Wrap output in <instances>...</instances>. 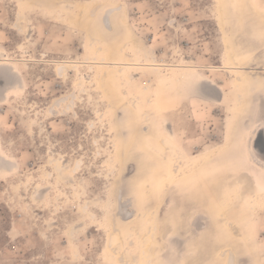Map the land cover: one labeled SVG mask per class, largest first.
I'll use <instances>...</instances> for the list:
<instances>
[{"label":"rangeland","instance_id":"obj_1","mask_svg":"<svg viewBox=\"0 0 264 264\" xmlns=\"http://www.w3.org/2000/svg\"><path fill=\"white\" fill-rule=\"evenodd\" d=\"M263 34L264 0H0V52L23 78L0 64V79L13 82L0 88V264H138L147 210L156 212L151 264H264V205L254 197L264 174L241 143L264 126ZM152 59L198 66L224 81L225 96L218 103L205 84L196 97L165 85V69L140 68L135 110L104 72L118 79L126 70L114 61ZM229 62L246 87L211 68ZM244 96L248 109L234 114ZM176 144L181 177L170 168ZM253 145L264 160V128Z\"/></svg>","mask_w":264,"mask_h":264},{"label":"bare ground","instance_id":"obj_2","mask_svg":"<svg viewBox=\"0 0 264 264\" xmlns=\"http://www.w3.org/2000/svg\"><path fill=\"white\" fill-rule=\"evenodd\" d=\"M84 15V14H83ZM126 22V21H125ZM127 25V23H125ZM128 28V27H127ZM246 31V29H245ZM251 34V33H250ZM253 35V34H252ZM264 35V34H263ZM131 36V35H129ZM102 38V37H101ZM98 41V40H97ZM99 42V41H98ZM105 47V46H104ZM231 51V50H230ZM2 53V52H0ZM125 53V52H124ZM127 53V51H126ZM125 53V54H126ZM232 53V52H231ZM230 53V54H231ZM229 54V55H230ZM2 57L0 58V64H4V65H8L10 66L11 70L16 73V75L18 76L19 80H20V83L23 82V78H22V74L20 72V69H18L16 67V65H14L13 63H10L8 62V58L5 56V52L2 53L1 55ZM129 56V55H127ZM231 56V55H230ZM11 58V57H10ZM13 60V59H11ZM22 60H26V58H22ZM232 60V59H231ZM235 60V58H234ZM21 61V60H20ZM103 61V60H102ZM102 61H98V60H94V61H91L90 63L94 64H99V65H102L103 62ZM105 61V60H104ZM14 62V61H13ZM16 62V61H15ZM66 62V61H65ZM183 62V61H182ZM236 62V61H235ZM238 62V61H237ZM69 63H72V66H75L76 67V70L77 72H79V68H78V63L77 61H74V62H69ZM95 64V65H96ZM109 64H112V63H109ZM114 64V67L117 68L118 71H123V69H125V73L122 75H119L118 76V79L117 77H113V75H110L109 72L105 71L104 72V77H105V80L107 81H118V88H119V92L122 94L123 97H126L127 99H129V101L131 102V105L132 107L135 109V110H138V105H140L141 103L131 95V92H130V87L132 86V83H133V74H141V71L139 70L140 68H153V69H158L159 71L163 72L162 71L163 69H165V71H167L166 73L163 74V78L161 80L164 79L165 81V85L167 86H173L174 88H181V86H184V88L186 90H190L192 91V93H194V95L196 97H203L205 96L204 94V89L203 87L205 86V84H209V85H212L214 86L218 93L220 94V97L218 98L217 102L218 103H221V100L223 99V95L225 96V90H224V87L222 85L219 84V81L220 82H224L222 79H219V80H214L212 78H210L208 75L202 73L199 69L198 66H195V65H192V64H170V63H167V62H156L155 60H151V61H148V62H141L140 61H114L113 62ZM238 64V63H237ZM106 65V64H105ZM96 67V66H95ZM65 68V67H64ZM212 69H224V70H231L233 72V75L236 77V85L239 86L240 88H244L246 87V79H247V76L245 77L244 73H243V68L239 65H236L234 62H229V65H226L224 67H221V66H211ZM56 69L59 71V70H62L63 71V67L62 65L60 64H57L56 65ZM107 69V68H106ZM65 70V69H64ZM96 70V69H95ZM109 70H111L109 68ZM101 71V70H100ZM114 71V70H113ZM98 72V71H97ZM119 72V73H120ZM115 73V72H114ZM78 74V73H77ZM95 74V73H94ZM102 74V73H101ZM79 75H81V72L79 73ZM97 75V74H96ZM88 76V75H87ZM87 76H80L79 79H78V84H81L83 82H87L88 80H91V79H88ZM124 76V77H122ZM96 77V76H95ZM103 77V76H102ZM100 78V77H99ZM98 79V78H97ZM102 79V78H101ZM160 81V79H159ZM8 83V82H7ZM7 83H4L3 80L0 79V88L3 89V84H7ZM13 82H10V85L12 84ZM9 84H7L8 86ZM9 85V86H10ZM101 86H102V83H101ZM117 87V86H116ZM21 88V84H18L16 86H13V87H9L5 90V94L4 96L7 95V93L9 91H12L15 89H20ZM99 88V87H98ZM104 90V89H103ZM180 90V89H179ZM18 91V90H17ZM16 91V92H17ZM141 91H149L148 90V86L145 84L142 86L141 88ZM206 91V90H205ZM118 92V91H117ZM139 92V91H138ZM183 92V91H182ZM187 92V91H186ZM246 92V91H245ZM105 93H106V90H105ZM227 93V92H226ZM182 94V93H181ZM232 94V93H231ZM239 94V93H238ZM237 95V94H236ZM105 96V95H104ZM135 96V95H134ZM215 96V95H214ZM106 97V96H105ZM142 97V96H141ZM148 97V96H147ZM216 97V96H215ZM228 97V95H227ZM231 97V96H229ZM239 97V96H238ZM241 97V96H240ZM235 98V97H234ZM107 99V98H106ZM123 99V98H122ZM143 99V98H142ZM109 100V99H108ZM223 102V101H222ZM233 102V101H232ZM123 103V102H122ZM229 103V102H228ZM237 103V102H236ZM107 104V103H106ZM234 104V103H233ZM125 105V104H124ZM123 105V106H124ZM143 106V105H142ZM248 106H249V98L248 96H244L243 98H239L238 100V103L235 105V108L236 110L238 111L237 113H234V114H240L241 113H244L247 109H248ZM233 108V107H232ZM144 110V109H143ZM234 110V109H233ZM108 112V111H107ZM145 112V111H144ZM111 114V113H110ZM109 115V114H108ZM117 116V115H116ZM141 116V115H140ZM139 116V117H140ZM149 116V115H148ZM234 116V115H233ZM109 117V116H108ZM142 117V116H141ZM149 118V117H148ZM151 118V117H150ZM240 118L239 115L234 117L233 120L230 122V125H229V137H233L234 134L236 133V130L238 128V122H237V119ZM146 119V118H145ZM145 121V120H144ZM149 121V120H148ZM113 122V121H112ZM260 123H256L254 125H252L251 127H249L248 129H246V133L244 134V136L242 137V145L244 147V150H245V155H246V158L248 159L249 162H251L252 164H254V166H256L263 174H264V161L259 159L253 152L252 148H251V140L253 139L254 137V134L257 132V133H260ZM113 125V124H112ZM115 125V123H114ZM161 125V124H160ZM150 127V126H149ZM227 130V129H226ZM121 133V132H120ZM162 136V135H160ZM148 138V137H147ZM175 138V137H174ZM116 139V138H115ZM149 139V138H148ZM147 139V140H148ZM160 139V137H159ZM166 140V139H165ZM173 140V139H172ZM231 140V139H230ZM121 142V140H119ZM153 141V139H152ZM167 141V140H166ZM163 142V141H162ZM171 142V141H170ZM154 143V142H153ZM157 143V142H156ZM165 143V141H164ZM167 143V142H166ZM176 143H179V142H176ZM168 144V143H167ZM120 146V144H119ZM160 146V145H158ZM171 146V145H170ZM164 147V146H163ZM121 148V146H120ZM153 148V146H152ZM151 148V149H152ZM167 148V147H166ZM183 148V147H182ZM181 147H179L177 144L176 145H172L171 146V152H172V158H170V168H171V172L172 174L176 175V176H182L185 172L188 171L187 169V162H186V157H185V154L183 153V149ZM154 149V148H153ZM156 149V148H155ZM161 150V149H160ZM162 151V150H161ZM160 151V153H161ZM159 152V151H158ZM157 152V153H158ZM165 154V153H164ZM205 154V153H204ZM163 155V154H161ZM188 155V154H187ZM206 156V155H205ZM209 156V155H208ZM205 158V157H204ZM246 159V160H247ZM194 160V159H193ZM198 160V159H197ZM190 161V160H189ZM194 163V162H193ZM192 163V164H193ZM198 163V162H197ZM202 164V163H201ZM229 164V163H227ZM213 165V164H212ZM190 166V165H189ZM199 165L198 164H194V168L196 169ZM225 166V164H224ZM193 169V168H192ZM2 172V169L0 170V173ZM252 173V172H251ZM246 174V173H245ZM247 175V174H246ZM170 176V175H169ZM249 177V176H248ZM173 178V177H172ZM171 178V179H172ZM235 178V177H234ZM238 178V177H237ZM240 178V177H239ZM251 178H254L253 176ZM175 179V178H174ZM228 179V178H227ZM226 179V180H227ZM219 180V179H218ZM223 180V179H222ZM238 180V179H237ZM256 180V179H255ZM232 181V180H231ZM241 181V180H240ZM261 181V180H260ZM228 182V181H227ZM237 182V181H236ZM254 182V180H253ZM168 183V182H167ZM222 183V182H221ZM234 183V182H233ZM245 183V181H244ZM252 183V182H251ZM166 184V183H165ZM243 183H236V189H237V192L239 193L242 188H243ZM256 184V183H254ZM258 184V183H257ZM230 185V184H229ZM259 185V184H258ZM257 185V186H258ZM249 186V184H248ZM256 186V185H255ZM149 187V186H148ZM161 187V186H160ZM167 187V186H166ZM165 187V188H166ZM233 187V186H232ZM262 187V186H261ZM226 188V186H225ZM251 189H254V188H251ZM250 189V190H251ZM257 189V188H256ZM258 189H261V188H258ZM147 192V191H146ZM145 192V193H146ZM164 192V188L160 189L159 190V196H161ZM222 192V191H221ZM255 192V191H254ZM227 193V192H226ZM230 194V193H228ZM235 194V193H233ZM237 196V195H236ZM235 196V197H236ZM253 197V196H252ZM254 197L255 199L257 200V202L261 203L264 205V190H257L255 193H254ZM232 198V197H230ZM233 199V198H232ZM253 209V207H252ZM149 216V218L152 220V223L149 225V227L146 229L147 230V235H148V239L145 240L142 238H140V241H139V244H136V246H139L140 247V252H141V257L142 259L139 261L138 264H151L152 262V252L150 251V246H151V243L153 242V239H154V236H155V217H156V212H152V211H148L147 212ZM145 213V214H146ZM144 214V215H145ZM146 218V217H145ZM148 218V219H149ZM149 219V220H150ZM226 220V219H225ZM230 222V220H229ZM108 223V222H107ZM232 223V222H231ZM102 224V223H101ZM229 224V223H228ZM236 224V223H235ZM235 224L232 225L235 227ZM227 225V224H226ZM238 226V225H237ZM100 227L104 228V229H108V226L107 225H100ZM229 227V225H228ZM233 228V227H231ZM138 230V229H137ZM145 230V231H146ZM236 230V229H235ZM119 231V230H118ZM133 231V230H132ZM111 232V231H110ZM140 232V231H139ZM113 233V232H112ZM116 233V232H115ZM135 234V233H134ZM138 234V233H137ZM142 234V233H141ZM118 235V234H117ZM132 235V234H131ZM111 236V235H110ZM109 236V238H110ZM128 236V235H127ZM145 236V235H144ZM118 237V236H117ZM125 237V236H124ZM131 237V236H130ZM129 237V238H130ZM137 237V236H136ZM147 237V236H146ZM112 239V238H111ZM117 239V238H116ZM128 240V239H126ZM110 241V240H109ZM137 241V239H136ZM123 242V241H122ZM129 242V241H128ZM135 242V241H134ZM72 244V249H73V252L74 253H77V246L71 242ZM125 243V242H124ZM138 243V242H137ZM111 244V243H110ZM128 244V243H127ZM134 244V245H135ZM127 246V245H126ZM122 247H124L122 245ZM128 247V246H127ZM131 248H132V245H131ZM134 248V247H133ZM113 249V248H112ZM118 249V248H117ZM136 249V248H135ZM134 249V250H135ZM123 250V249H122ZM130 250V249H129ZM115 251V250H114ZM126 251V250H125ZM131 251V250H130ZM80 252V251H79ZM132 252V251H131ZM115 253V252H114ZM119 255V254H118ZM123 255V254H122ZM130 255V254H129ZM135 258V257H134ZM125 259V258H124ZM230 259V258H229ZM133 261V260H132ZM130 262V261H129ZM128 263V262H127ZM153 263V262H152Z\"/></svg>","mask_w":264,"mask_h":264},{"label":"flooded vegetation","instance_id":"obj_3","mask_svg":"<svg viewBox=\"0 0 264 264\" xmlns=\"http://www.w3.org/2000/svg\"><path fill=\"white\" fill-rule=\"evenodd\" d=\"M256 123H258V122H256ZM256 123H255V124H256ZM253 125H254V124H253ZM259 125H260V124H259ZM260 127H261V128H260V132H261V130L264 128V126L260 125ZM256 135H259V133L256 132V133L254 134V137H253V139L251 140V141H252V142H251V148H252L254 154H255L259 159L263 160L262 158L259 157V155L256 153V151H255V149H254V147H253V140H254V138H255ZM263 161H264V160H263Z\"/></svg>","mask_w":264,"mask_h":264},{"label":"snow or ice","instance_id":"obj_4","mask_svg":"<svg viewBox=\"0 0 264 264\" xmlns=\"http://www.w3.org/2000/svg\"><path fill=\"white\" fill-rule=\"evenodd\" d=\"M261 152L264 153V148L261 149Z\"/></svg>","mask_w":264,"mask_h":264},{"label":"water","instance_id":"obj_5","mask_svg":"<svg viewBox=\"0 0 264 264\" xmlns=\"http://www.w3.org/2000/svg\"><path fill=\"white\" fill-rule=\"evenodd\" d=\"M254 149L256 150V145H253Z\"/></svg>","mask_w":264,"mask_h":264}]
</instances>
